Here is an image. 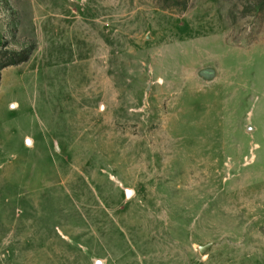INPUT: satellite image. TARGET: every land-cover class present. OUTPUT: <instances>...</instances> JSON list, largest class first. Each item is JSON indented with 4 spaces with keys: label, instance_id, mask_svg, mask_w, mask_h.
Here are the masks:
<instances>
[{
    "label": "rangeland",
    "instance_id": "1",
    "mask_svg": "<svg viewBox=\"0 0 264 264\" xmlns=\"http://www.w3.org/2000/svg\"><path fill=\"white\" fill-rule=\"evenodd\" d=\"M98 262L264 264V0H0V264Z\"/></svg>",
    "mask_w": 264,
    "mask_h": 264
},
{
    "label": "water",
    "instance_id": "2",
    "mask_svg": "<svg viewBox=\"0 0 264 264\" xmlns=\"http://www.w3.org/2000/svg\"><path fill=\"white\" fill-rule=\"evenodd\" d=\"M129 195H131V193H129ZM97 264H102V263L98 262Z\"/></svg>",
    "mask_w": 264,
    "mask_h": 264
},
{
    "label": "bare ground",
    "instance_id": "3",
    "mask_svg": "<svg viewBox=\"0 0 264 264\" xmlns=\"http://www.w3.org/2000/svg\"><path fill=\"white\" fill-rule=\"evenodd\" d=\"M30 143H31V141L28 142V144H30Z\"/></svg>",
    "mask_w": 264,
    "mask_h": 264
}]
</instances>
